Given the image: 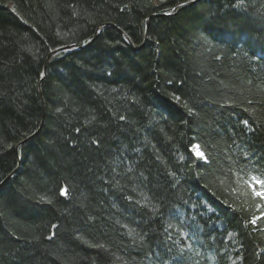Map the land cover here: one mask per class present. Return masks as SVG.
Instances as JSON below:
<instances>
[{
  "label": "trees",
  "instance_id": "obj_1",
  "mask_svg": "<svg viewBox=\"0 0 264 264\" xmlns=\"http://www.w3.org/2000/svg\"><path fill=\"white\" fill-rule=\"evenodd\" d=\"M253 177L264 0H0V264H264Z\"/></svg>",
  "mask_w": 264,
  "mask_h": 264
},
{
  "label": "snow or ice",
  "instance_id": "obj_2",
  "mask_svg": "<svg viewBox=\"0 0 264 264\" xmlns=\"http://www.w3.org/2000/svg\"><path fill=\"white\" fill-rule=\"evenodd\" d=\"M245 123L247 122L245 121ZM198 154L201 156V158H204V154L202 152ZM256 185H259L260 189L262 190H257ZM250 187H251L252 193L256 197L260 198L261 200H264V180H257L255 177H253V182L250 184ZM62 194L66 195L67 194L66 190H62ZM262 218H264V215H262V217H258L257 219H262ZM257 219H253L251 223L256 224ZM53 227H55V225H53Z\"/></svg>",
  "mask_w": 264,
  "mask_h": 264
},
{
  "label": "water",
  "instance_id": "obj_3",
  "mask_svg": "<svg viewBox=\"0 0 264 264\" xmlns=\"http://www.w3.org/2000/svg\"><path fill=\"white\" fill-rule=\"evenodd\" d=\"M101 29H102V27H99V29L97 30V32H96L95 35H94L93 40H94V39L97 37V35L100 33ZM88 43H89V42H88ZM88 43H87V44H88ZM87 44H86V45H87ZM80 48H81V47H80V45H78V44H69V45H65V46H63V47H60V48H58V49L52 51V52L49 54V56H48L46 62L48 63V61L51 59V57H52L55 53H57V52H60V51H68V50L73 51V50L80 49ZM45 68H46V65H45ZM43 111H45V110L43 109ZM43 114H44V112H43Z\"/></svg>",
  "mask_w": 264,
  "mask_h": 264
},
{
  "label": "rangeland",
  "instance_id": "obj_4",
  "mask_svg": "<svg viewBox=\"0 0 264 264\" xmlns=\"http://www.w3.org/2000/svg\"><path fill=\"white\" fill-rule=\"evenodd\" d=\"M91 40H93V39H91ZM91 40H90V41H91ZM90 41H88V42H90ZM62 47H63V46H62Z\"/></svg>",
  "mask_w": 264,
  "mask_h": 264
}]
</instances>
